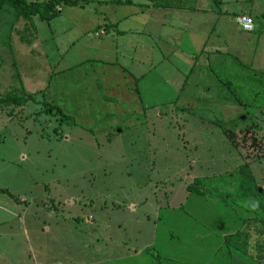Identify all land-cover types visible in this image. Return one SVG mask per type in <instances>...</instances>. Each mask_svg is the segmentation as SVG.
I'll use <instances>...</instances> for the list:
<instances>
[{
    "label": "rangeland",
    "instance_id": "rangeland-1",
    "mask_svg": "<svg viewBox=\"0 0 264 264\" xmlns=\"http://www.w3.org/2000/svg\"><path fill=\"white\" fill-rule=\"evenodd\" d=\"M198 1L191 27L179 20V43L163 44L165 62L137 80L139 98H119L126 107L117 111L106 98L104 107L58 105L65 92L48 95L51 76L86 54H65L59 21L0 9V99L8 101L0 103V264L111 262L148 246L157 254L151 213L185 202L197 180L210 198L239 208L234 245L264 264L256 222L264 206L255 196L264 192V0ZM58 8L60 16L83 13L82 35L96 33L87 12ZM241 15L253 32L241 30ZM151 55L160 62L159 51ZM47 96L71 122L45 105H55Z\"/></svg>",
    "mask_w": 264,
    "mask_h": 264
},
{
    "label": "crops",
    "instance_id": "crops-1",
    "mask_svg": "<svg viewBox=\"0 0 264 264\" xmlns=\"http://www.w3.org/2000/svg\"><path fill=\"white\" fill-rule=\"evenodd\" d=\"M198 3V0H78L75 7L88 13L95 32L104 30L105 34L98 37L91 33L82 35L81 30H85L83 13L78 19L64 12L48 22L59 21L55 22L54 31L63 37L65 54H86V57L52 75L46 92L53 95L63 88V99L55 98L61 107L65 98L74 101L78 107L85 103L93 105L94 100L104 107L103 98L115 101V110L121 105L126 107L118 99L139 98L136 83L165 62L167 56L161 57V51L166 50L163 44L176 46L179 43L180 35H183L179 20L189 18L188 27H191ZM60 25L67 29L61 32ZM37 30L42 33L40 27ZM47 31L52 33L50 29ZM153 36H157L156 39ZM154 50L160 52L161 58L156 64L152 62ZM177 59L181 64L182 59L178 56ZM71 92L76 93L75 97L71 98ZM47 100L55 103L50 96ZM82 100L84 104H81ZM109 105L112 107L111 103ZM194 194L189 193L185 202L175 207L158 204L159 208L151 213L156 219L152 241L158 250V262L147 253L153 248L148 246L130 248L126 255L115 254V261L94 264H259L237 251L232 250L229 257L222 252L226 248L225 238L236 234L240 227L242 214L239 208L213 200L208 195ZM145 216L150 221V217ZM115 248L119 247L115 245Z\"/></svg>",
    "mask_w": 264,
    "mask_h": 264
},
{
    "label": "trees",
    "instance_id": "trees-1",
    "mask_svg": "<svg viewBox=\"0 0 264 264\" xmlns=\"http://www.w3.org/2000/svg\"><path fill=\"white\" fill-rule=\"evenodd\" d=\"M60 4L65 5V6H76V5H78V0H47V1H42V2L41 1L28 2L27 0H0V9H2L4 7L10 8L11 10H13V12L15 13L16 16H18L19 18H22L24 21H30L31 18L37 17L39 19V21L50 22L51 20L56 19L60 16V12L57 9ZM241 16H248V15H241ZM241 16H239V17H241ZM239 17H237V18H239ZM12 98H14V97H12ZM6 101H7V99H0V103L6 102ZM16 101H17V99L14 98L11 103H17ZM45 105H47V107L49 109H53L57 114H60L65 122H67V121L71 122L72 121L71 117L64 115L62 113L61 109L57 105H51L48 103H46ZM228 137L232 141L233 145L236 147L237 144L235 142H233L234 141V139H233L234 134L228 133ZM253 143H255V140H253ZM242 168L243 169L245 168V170H248V169L250 170V172H249L250 174H246L247 175L246 177L248 178L247 181H249L251 183H255L253 175L251 173V167L245 163L242 166ZM195 182L197 183V186L195 187L196 190L195 191L190 190L193 187V183L191 185H189L187 190L191 191L192 193H196L198 195H206L207 193L204 189V186L201 185L200 182H198V180ZM255 196L258 199L257 203L260 202V204L263 207L264 206V192L262 194H259L258 192H256ZM227 199H229V198H227ZM225 200H226V198H225ZM263 209H264V207H263ZM253 219L255 220L256 218H253ZM256 222L260 225L261 224L264 225V219L262 217H259L258 219H256ZM241 232H242V230L239 229L236 234H234L232 236H228L225 238L226 248L222 252L226 256L229 257L232 250L247 255L245 252H242V250H240L237 242L234 245V241H235L236 236L237 235L241 236ZM243 237H249L250 241H251L253 234L245 233V236H243ZM147 253L151 257L153 256L152 257L153 259L154 258L158 259V255L155 253H154V255L151 254L149 249L147 250ZM247 256L256 260L259 264H262L259 260L255 259L254 257H251L249 255H247Z\"/></svg>",
    "mask_w": 264,
    "mask_h": 264
},
{
    "label": "built area",
    "instance_id": "built-area-1",
    "mask_svg": "<svg viewBox=\"0 0 264 264\" xmlns=\"http://www.w3.org/2000/svg\"><path fill=\"white\" fill-rule=\"evenodd\" d=\"M58 11H60L59 8H57ZM237 24L240 26L241 30L244 32H253L254 30V22L252 20L251 17L249 16H241L239 18L236 19ZM105 31L104 30H100L98 32H96L94 35L96 37L104 35Z\"/></svg>",
    "mask_w": 264,
    "mask_h": 264
},
{
    "label": "water",
    "instance_id": "water-1",
    "mask_svg": "<svg viewBox=\"0 0 264 264\" xmlns=\"http://www.w3.org/2000/svg\"><path fill=\"white\" fill-rule=\"evenodd\" d=\"M259 191H261V189Z\"/></svg>",
    "mask_w": 264,
    "mask_h": 264
}]
</instances>
